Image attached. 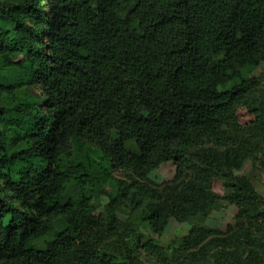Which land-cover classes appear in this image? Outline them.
<instances>
[{"label": "trees", "instance_id": "1", "mask_svg": "<svg viewBox=\"0 0 264 264\" xmlns=\"http://www.w3.org/2000/svg\"><path fill=\"white\" fill-rule=\"evenodd\" d=\"M0 57L22 75L0 83V264H143L159 250L119 204L148 201L143 222L164 228L207 217L216 181L242 228L194 227L183 246L264 264V199L238 176L264 169V0H0ZM168 165L173 181L152 188ZM105 184L117 193L98 215Z\"/></svg>", "mask_w": 264, "mask_h": 264}, {"label": "rangeland", "instance_id": "2", "mask_svg": "<svg viewBox=\"0 0 264 264\" xmlns=\"http://www.w3.org/2000/svg\"><path fill=\"white\" fill-rule=\"evenodd\" d=\"M17 1V0H11ZM263 74L260 98H264V67L260 68L254 75ZM21 73L13 71L4 65L3 59L0 57V83L6 86H15L20 83ZM7 105L11 106L14 102L13 97L4 94ZM253 121L246 111L240 112V122L242 125H248ZM175 167L168 165L162 167L149 177V185L152 188L163 187L166 183L172 182L175 175ZM112 176L116 180L126 181V178L117 170L112 172ZM238 176L246 183L251 185L254 190L264 199V169L260 167L259 161H247L242 169L238 172ZM117 189L110 184H105L100 192H93L91 205L96 214H104L106 207L110 203V196H116ZM212 193L220 197V200L213 208V211L207 216H197L189 219L184 223H178L169 220L168 224L162 228L161 224L149 227L142 220L143 214L148 213V201L143 202L141 206H136L128 201H123L117 207V213L120 219L130 220L136 225V230L143 236V242L152 244L159 250L160 257L153 254H144L141 257L143 264H214L211 258L197 262L193 259V254L200 251L210 239L204 241L194 250H186L183 246L184 240L189 236L190 231L194 227H199L214 233L213 238L217 239H233L235 233L242 228V222L237 220V207L231 205L224 198L229 195L222 182L216 181L212 185ZM68 194L71 198L78 195L75 187H70ZM237 237V236H236ZM260 254L264 256V243L258 245Z\"/></svg>", "mask_w": 264, "mask_h": 264}]
</instances>
